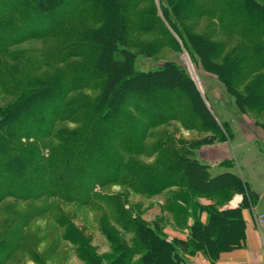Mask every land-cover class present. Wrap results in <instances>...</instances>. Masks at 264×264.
Instances as JSON below:
<instances>
[{
  "label": "trees",
  "instance_id": "1",
  "mask_svg": "<svg viewBox=\"0 0 264 264\" xmlns=\"http://www.w3.org/2000/svg\"><path fill=\"white\" fill-rule=\"evenodd\" d=\"M78 14L92 26L76 31L71 23ZM173 34L239 112L264 129V4L257 0H0V203L86 205L94 189L112 184L123 188L118 202L164 196L170 220L160 215L150 223L133 206L116 208L114 223L140 245L133 262L113 226L103 227L115 244L108 262L84 245V235L66 228L65 240L77 237L84 245L76 251L84 264H185L198 251L214 261L245 242L242 207H221L235 193L243 194V205L256 195L239 174H213L194 155L203 144L231 139L234 130L176 62L134 67L138 54L165 45L178 51ZM33 40L41 42L37 52L18 48ZM172 122L204 135L192 144L176 140ZM100 201L115 209L112 198ZM3 211L0 264L22 248L37 215L33 207ZM191 215L187 239L165 237V222L182 228ZM33 255L36 264H50Z\"/></svg>",
  "mask_w": 264,
  "mask_h": 264
},
{
  "label": "rangeland",
  "instance_id": "2",
  "mask_svg": "<svg viewBox=\"0 0 264 264\" xmlns=\"http://www.w3.org/2000/svg\"><path fill=\"white\" fill-rule=\"evenodd\" d=\"M257 1L264 4V0ZM86 20V16L78 14L72 18L71 25L76 31H80L92 26V23ZM172 37L176 41L175 45L178 46V51L165 45L158 49L156 48L151 54H138L135 59V69L147 71L160 67L165 60H172L180 65L195 82L207 106L217 115L221 123L226 122L234 129L233 127L241 120L251 119L250 115H244L239 112L234 103V98L226 92L214 75L201 69L198 59L183 47L178 37L175 34ZM18 48H31L34 51L41 48V42L38 40L28 41L19 45ZM131 50L135 51L136 49L132 48ZM114 56L115 58H121L119 51H116ZM168 130L172 131L176 140H185L191 144V141L195 142L204 135L203 133L185 130L177 122H172ZM148 141L150 142L151 140ZM121 191H123V188L118 184L107 185L103 188L97 187L94 189L91 201L86 205L80 203L67 204L59 199H42L30 202L8 198L1 202L0 223L7 219L3 211L6 208H11V212L13 210L12 213L17 214L25 212L29 207H33L37 214L25 229L22 248L16 251L6 264H24L27 258H34L33 254L41 257L46 256L50 264H81L83 261L79 258L76 251L86 244L87 247H90L104 258L106 262L107 258H112L116 255L114 242L107 239L103 231V227H107V225L113 226L122 235L124 245L131 251L130 257L132 258V262L135 261L140 256V245L135 243V237L132 232L121 231L120 226L114 223L116 208L123 206V203H125V207L133 206L132 209L142 216L154 204L157 196L149 198L132 195L125 202L124 198L122 199L123 202H118L115 199V194ZM105 197L112 198V206H115V209L110 207V205L108 208V205L100 201V199ZM68 227H71V230L77 236H85L86 241L84 245L78 242L77 237H71V240L64 239L66 236L64 232ZM72 242L76 243L73 244Z\"/></svg>",
  "mask_w": 264,
  "mask_h": 264
},
{
  "label": "crops",
  "instance_id": "3",
  "mask_svg": "<svg viewBox=\"0 0 264 264\" xmlns=\"http://www.w3.org/2000/svg\"><path fill=\"white\" fill-rule=\"evenodd\" d=\"M233 128L234 135L231 139L203 144L195 150L194 155L200 162L208 164L213 174L225 171L239 174L256 195V201L243 205V194L235 193L221 207V209L242 207L245 242L241 247L220 252L214 261L199 251L186 255L185 264H264V236L259 229L257 219L259 212H264V129L256 124L253 118L241 120ZM223 161L226 163L222 164ZM163 201V196L158 195L154 204L142 214V218L151 223L157 216L164 215L170 220V216L162 211ZM199 201L204 205L211 203V200L206 198H200ZM200 219L203 222L207 219L205 210L200 214ZM193 220V216H189L186 225L182 228L174 226L171 222H165L163 227L165 237L168 240L187 239ZM24 264H36V262L27 258Z\"/></svg>",
  "mask_w": 264,
  "mask_h": 264
},
{
  "label": "built area",
  "instance_id": "4",
  "mask_svg": "<svg viewBox=\"0 0 264 264\" xmlns=\"http://www.w3.org/2000/svg\"><path fill=\"white\" fill-rule=\"evenodd\" d=\"M257 219H258L259 229L262 235L264 236V212H259Z\"/></svg>",
  "mask_w": 264,
  "mask_h": 264
}]
</instances>
